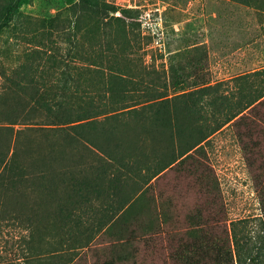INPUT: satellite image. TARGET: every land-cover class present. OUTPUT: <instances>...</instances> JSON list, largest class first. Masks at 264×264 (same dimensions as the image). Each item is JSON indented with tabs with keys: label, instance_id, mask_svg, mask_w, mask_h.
I'll return each mask as SVG.
<instances>
[{
	"label": "trees",
	"instance_id": "trees-1",
	"mask_svg": "<svg viewBox=\"0 0 264 264\" xmlns=\"http://www.w3.org/2000/svg\"><path fill=\"white\" fill-rule=\"evenodd\" d=\"M101 2L75 0L73 20L56 17L30 32L32 19L19 11L22 0H0V240L7 231L19 234L18 259L4 261L6 244H0V264H76L115 225L114 248L137 241L155 245L166 237L171 246L177 232L170 213L163 223L171 230L162 228L157 213L145 221L134 214L135 227L128 215L139 204L157 209V188L169 173L195 175L203 167L209 173L198 178L212 197L205 215H188V238L174 245L173 259L261 264L254 253L241 251V221L228 220L218 179L198 156L226 129L257 145L253 138L263 133L251 115H264V88L236 85L226 93L217 83L170 95L167 86H153L160 71L135 69L134 41L102 27ZM88 26H95L87 34L96 44L77 51ZM46 29L61 33L52 37ZM61 35L67 49L56 39ZM254 181L264 228V168Z\"/></svg>",
	"mask_w": 264,
	"mask_h": 264
},
{
	"label": "rangeland",
	"instance_id": "rangeland-1",
	"mask_svg": "<svg viewBox=\"0 0 264 264\" xmlns=\"http://www.w3.org/2000/svg\"><path fill=\"white\" fill-rule=\"evenodd\" d=\"M74 4L75 0H22L19 11L32 19L28 30L33 32L56 17L65 22L73 20L70 10ZM101 15L102 27L118 29L136 44L137 53L130 58L135 69L143 65L147 72L160 71V81H153L148 75L146 78L155 82L153 86H167L170 95L181 87L191 90L217 83L227 87L226 93L235 91L236 85L251 88L252 92L264 88V0H248L247 4L233 0H102ZM67 26L66 23L65 32L69 36ZM92 27L95 26L84 27L79 34L80 43L86 47L79 44L77 51L96 44L97 38L91 40L87 34ZM94 29L99 32V28ZM45 32L52 37L61 33L56 30L54 34V29ZM56 39L63 40L60 41L63 49L68 48L62 35ZM24 47L21 44L20 49ZM255 72L259 74L254 75ZM240 76H246L245 81L231 82ZM258 112L251 115L253 127L263 133L253 138L258 140L257 147L247 137L238 136L235 129H226L211 139L198 160L216 175L228 220L241 221L237 228L243 243L241 251L254 253L263 264L264 228L254 181L264 168V115ZM246 131L248 128L240 129L242 134ZM207 173L204 167L195 175L188 171L169 173L158 185L157 209L139 204L128 215L131 227H135L134 214L145 221L157 213L162 228L171 230L169 224L163 223L165 215L170 213L172 229L177 232L175 239L188 238L184 233L188 215L198 211L205 215V203L212 197L207 184L198 178L207 177ZM113 227L99 234L90 250L80 253L76 264H114L118 255L116 264H178L173 259L177 241L170 246L166 237L155 245L137 241L114 248L116 239L112 234L119 227ZM18 237L15 231L4 233L0 240L3 246L6 244L1 250L4 261L18 259ZM243 264L251 263L244 259Z\"/></svg>",
	"mask_w": 264,
	"mask_h": 264
}]
</instances>
